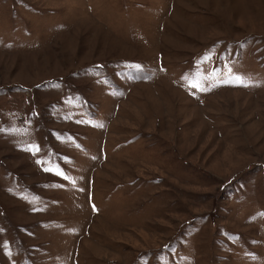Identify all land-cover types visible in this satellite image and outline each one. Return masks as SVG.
Masks as SVG:
<instances>
[{"label":"rangeland","instance_id":"1","mask_svg":"<svg viewBox=\"0 0 264 264\" xmlns=\"http://www.w3.org/2000/svg\"><path fill=\"white\" fill-rule=\"evenodd\" d=\"M0 264H264V0H0Z\"/></svg>","mask_w":264,"mask_h":264},{"label":"snow or ice","instance_id":"2","mask_svg":"<svg viewBox=\"0 0 264 264\" xmlns=\"http://www.w3.org/2000/svg\"><path fill=\"white\" fill-rule=\"evenodd\" d=\"M211 57L208 56V57H205V59H210ZM229 73H231V69L228 70ZM231 80H234V82L239 85V86H244V87H247L249 86V83L242 77L240 76H235V77H232ZM225 83L227 82H231V81H224ZM218 83H220V81H218ZM191 87H196L198 88L199 90H205L202 86L198 85V84H191L190 85ZM100 127H103V125H99ZM67 178V177H65Z\"/></svg>","mask_w":264,"mask_h":264}]
</instances>
